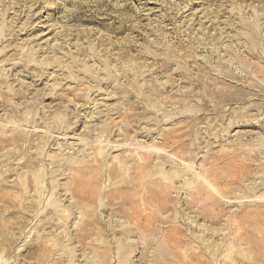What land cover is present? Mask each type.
Instances as JSON below:
<instances>
[{"label": "rangeland", "instance_id": "374dc122", "mask_svg": "<svg viewBox=\"0 0 264 264\" xmlns=\"http://www.w3.org/2000/svg\"><path fill=\"white\" fill-rule=\"evenodd\" d=\"M0 264H264V0H0Z\"/></svg>", "mask_w": 264, "mask_h": 264}]
</instances>
